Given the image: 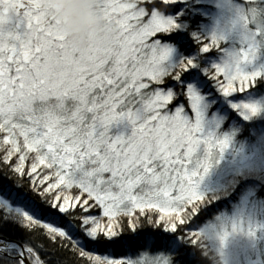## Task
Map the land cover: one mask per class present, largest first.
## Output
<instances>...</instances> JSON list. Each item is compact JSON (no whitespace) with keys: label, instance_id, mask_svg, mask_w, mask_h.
<instances>
[{"label":"snow or ice","instance_id":"6c2138e0","mask_svg":"<svg viewBox=\"0 0 264 264\" xmlns=\"http://www.w3.org/2000/svg\"><path fill=\"white\" fill-rule=\"evenodd\" d=\"M199 6L98 0L114 39L78 50L50 0H0V264H188L176 222L230 143L208 116L264 112V0L207 35Z\"/></svg>","mask_w":264,"mask_h":264},{"label":"trees","instance_id":"16d2710c","mask_svg":"<svg viewBox=\"0 0 264 264\" xmlns=\"http://www.w3.org/2000/svg\"><path fill=\"white\" fill-rule=\"evenodd\" d=\"M217 1L197 0L200 6L195 9L194 14L198 17L200 29L205 35L212 32L214 24L217 22ZM243 95L239 91L234 93V96L237 97ZM262 96L264 94H257L255 98H261ZM215 112H218L224 118L221 131L232 136V146L235 153H242V150H244L251 157L259 153L257 159L264 160V114L259 118L255 116L244 120L231 109H217ZM28 166V162H26V169ZM257 171L258 173L239 171V173L227 174L226 172L222 187L201 194L204 200L197 213L191 217L190 222L185 220L181 223L180 220H177L178 232L180 229H184V233L178 236L177 243L185 250L188 264H210L206 250L198 246V237L194 238L197 245L191 244L190 234L192 232L200 233L213 230L218 224V220L237 208L248 192H252L256 200H264V170ZM145 212L154 215L157 219L162 214L155 209H145ZM112 258L121 257L115 256ZM69 264H71V261Z\"/></svg>","mask_w":264,"mask_h":264},{"label":"rangeland","instance_id":"374dc122","mask_svg":"<svg viewBox=\"0 0 264 264\" xmlns=\"http://www.w3.org/2000/svg\"><path fill=\"white\" fill-rule=\"evenodd\" d=\"M221 4L222 0H218L217 22L214 24L213 29L224 17V10ZM253 100L264 107V96L261 98L254 97ZM263 114L264 112H261L256 117H262ZM223 122L224 118L218 112L208 116L204 129L205 134H212L217 139L229 137L230 143L222 154L219 152L213 154L210 160L212 166L199 184L198 192L200 194L222 187L226 172L227 174L239 173V171H254L258 173L257 170H264V160L260 161L257 159L259 153L251 157L244 150H242V153L234 152L232 136L221 131ZM199 157L201 159L204 158L203 151L200 152ZM224 222H228L230 227H235L237 222H239L244 228V233L226 250L227 257L234 264H264V200H256L253 193L248 192L237 208L218 220V224L213 230Z\"/></svg>","mask_w":264,"mask_h":264},{"label":"clouds","instance_id":"9594fccd","mask_svg":"<svg viewBox=\"0 0 264 264\" xmlns=\"http://www.w3.org/2000/svg\"><path fill=\"white\" fill-rule=\"evenodd\" d=\"M50 7L56 14L69 44L76 49H86L90 44L107 46L113 41L114 33L106 28L98 14V0H50ZM243 233V225L239 222L235 227L224 222L215 230L200 232L198 246L206 250L210 264H234L227 257L226 250Z\"/></svg>","mask_w":264,"mask_h":264}]
</instances>
